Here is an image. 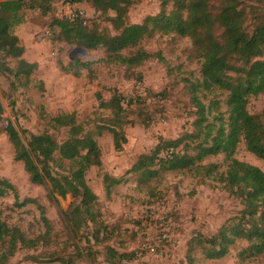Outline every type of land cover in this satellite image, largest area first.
Wrapping results in <instances>:
<instances>
[{
    "label": "rangeland",
    "instance_id": "374dc122",
    "mask_svg": "<svg viewBox=\"0 0 264 264\" xmlns=\"http://www.w3.org/2000/svg\"><path fill=\"white\" fill-rule=\"evenodd\" d=\"M130 1L127 23L140 24L161 11L159 0ZM181 1L168 0L167 13L175 11ZM224 1L209 0L210 10L216 14ZM30 2L24 0L18 14L21 21L13 28L23 54L14 59L0 55L1 64L13 73L21 60L34 66L30 80L0 68V179L11 186L0 197V221L19 230L26 239L38 241L33 248L17 244L8 256L10 245L5 239L0 244V257L7 256L3 264H116L109 248L119 254H134L123 264H264V253L251 256L250 242L244 238L235 237L225 254L213 260L204 254L210 245H197L198 236L204 237L205 243V238L216 237L223 227L235 226L242 218L241 201L218 182V174L227 171L232 159L264 169L243 141L231 155L208 156L188 169L168 171L157 164L152 177L131 172L137 159L152 155L160 140L181 142L174 149L161 150L159 160L168 159L170 152L196 155L195 148L204 134L199 139L186 137L196 133L199 119L192 93L204 106L207 122L203 127L213 126L212 136L220 126H226L227 93L216 88L193 91L191 87L200 79V61L192 42L156 32L138 46L156 56L137 68H127L109 62L105 48L87 50L73 40L66 41L51 26L52 18L67 13L60 1L46 12L31 9ZM74 6L85 9L86 20L98 17L99 29L115 34L108 22L115 16L113 11L101 14L88 2ZM241 8L246 15L244 30L251 34L258 23H264V0L246 1ZM215 32L220 38L222 30L216 27ZM75 61L87 66L69 67ZM114 90L127 104L124 108L132 109L125 116L126 143L120 152L115 151L112 135L106 130L112 111L100 106ZM247 110L264 127V94L249 97ZM69 113H75L77 123L94 137L102 154V166L91 168L85 176L97 197L93 209L97 218L75 233V219L66 215L79 199L70 194L51 198L48 187L32 184L23 164L14 159V147L5 134L8 120L22 132V141L48 132L61 144L68 138L67 129H53L50 119ZM210 164L217 168L210 177L197 169ZM50 166L59 176H70L76 169L57 156Z\"/></svg>",
    "mask_w": 264,
    "mask_h": 264
},
{
    "label": "trees",
    "instance_id": "16d2710c",
    "mask_svg": "<svg viewBox=\"0 0 264 264\" xmlns=\"http://www.w3.org/2000/svg\"><path fill=\"white\" fill-rule=\"evenodd\" d=\"M30 1L31 9L46 12L54 2L60 0ZM74 1L88 2L101 14L113 11L115 16L108 18V22L115 34L111 35L107 30L99 29L98 17L96 20L87 19L85 25L80 20L52 18L51 26L57 28L66 41L73 40L78 46L87 50L105 48L109 62L112 64L137 68L156 56L138 47L156 32L188 38L200 61V79L196 85L191 84L193 91L202 88L209 92L216 88L227 93L226 126L225 128L220 126L215 136L211 134L213 126L206 124L203 127L207 122L204 106L192 93V102L197 109L199 119L195 125L196 133L186 137L199 139L204 134L203 141L195 148V156L170 152L168 159L159 160L157 154L161 150L174 149L181 142V140H160L154 153L141 155L131 172H141L142 176L152 177L156 175V170L152 168L157 164L168 171L188 169L208 156L220 153L231 155L240 141H243L246 150L259 159L264 167V127L247 110L249 97L264 94V59H262L264 23H258L251 34L244 30L246 15L241 7L249 0H225L216 14L210 10L209 0H182L176 10L170 13L166 11L168 0H159L161 5L159 14L147 17L140 24L127 23L125 20L131 4L130 0ZM23 8L24 0L0 2V55L3 59L19 58L24 52L19 40L13 35L14 26L21 21L18 14ZM216 27L222 30L220 38L216 36ZM135 48L137 49L131 51ZM1 62L0 68L6 73L30 80L34 69L32 64L21 60L18 62L17 71L13 73ZM237 64L241 66L238 67ZM74 65L87 66L85 62L75 61L69 67ZM122 101L121 94L114 90L110 99L100 104L102 108L112 111V119L106 130L112 135L113 147L118 152L126 143L125 126L128 122L125 116L132 111L124 108ZM0 111H2L1 106ZM0 121H2L1 113ZM6 122L5 134L14 147V159L23 164L30 182L48 187L51 198H65L70 194L79 199L78 204L66 215L69 219H75V227L72 231L77 232L80 227L86 225V222L94 223L97 216L94 215L93 209L97 197L88 186L85 176L91 168L102 166V154L94 137L84 132L82 125L77 123L75 113L59 114L50 119V126L53 129H67L68 138L61 144L48 132L31 135L28 139L22 137V141L20 136L22 132H18L8 120ZM55 156L75 166L76 169L70 176L52 173L50 163ZM197 169L210 177L216 173L217 168L210 164ZM218 182L241 201L242 218L235 226L223 227L216 237L205 238L207 241L205 243H202L204 237L198 236L197 245L206 243L210 245L211 249H205L204 254L207 259L213 260L222 257L228 245L238 237L250 242L251 256L261 255L264 253V169L232 159L227 171L218 174ZM8 189H11L10 184L0 179V197L4 196ZM7 238L10 245L8 256L13 254L17 244L33 248L38 241L26 239L19 230L10 229L0 221V244H3ZM109 252L110 258L117 259L116 264L134 255L132 252L119 254L113 248H109ZM6 257H0V264L4 263Z\"/></svg>",
    "mask_w": 264,
    "mask_h": 264
},
{
    "label": "built area",
    "instance_id": "2783aa9c",
    "mask_svg": "<svg viewBox=\"0 0 264 264\" xmlns=\"http://www.w3.org/2000/svg\"><path fill=\"white\" fill-rule=\"evenodd\" d=\"M60 4L64 7V10L67 11L65 16H61V18L66 19L68 21H76L80 20L84 25L86 24V11L83 8H77L74 5L77 4L74 0H60ZM122 106L124 105V100L122 101ZM129 261L123 260V263H127Z\"/></svg>",
    "mask_w": 264,
    "mask_h": 264
}]
</instances>
